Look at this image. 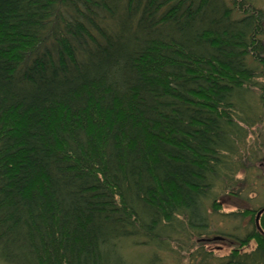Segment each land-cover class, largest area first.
Listing matches in <instances>:
<instances>
[{"label":"trees","instance_id":"16d2710c","mask_svg":"<svg viewBox=\"0 0 264 264\" xmlns=\"http://www.w3.org/2000/svg\"><path fill=\"white\" fill-rule=\"evenodd\" d=\"M256 122L264 13L247 0H0V264L203 242ZM263 208L231 213L252 228L218 236L224 264H264Z\"/></svg>","mask_w":264,"mask_h":264},{"label":"rangeland","instance_id":"374dc122","mask_svg":"<svg viewBox=\"0 0 264 264\" xmlns=\"http://www.w3.org/2000/svg\"><path fill=\"white\" fill-rule=\"evenodd\" d=\"M249 4L264 13V0H247ZM247 139L245 142L247 153L251 157V165L245 166L235 176L238 185L230 187L231 193H220L217 203L220 205L218 213L211 209L210 202L206 208L209 217L208 232L202 237L203 242L197 238H191L187 242L188 249L178 252L177 247L171 242L164 250L152 247L133 246L128 244L124 249L125 258L134 264L141 261H150L154 258L158 264H224L232 249L226 241H216V237H225L228 241L232 237L245 236L251 231L252 224L249 218L232 216L244 209H257L264 204V122H256L252 127H247ZM227 190V191H228ZM232 236V237H230ZM187 241V239L185 240ZM198 242L196 247L194 243ZM255 250L253 243L242 252L252 253ZM150 259V260H149ZM251 264V263H250ZM259 264V263H258Z\"/></svg>","mask_w":264,"mask_h":264},{"label":"water","instance_id":"95a60500","mask_svg":"<svg viewBox=\"0 0 264 264\" xmlns=\"http://www.w3.org/2000/svg\"><path fill=\"white\" fill-rule=\"evenodd\" d=\"M263 212H264V208H263L262 210H260V211L257 213V215H256V218H255V224H256L257 227H259L258 219H259L260 215H261ZM214 240L219 241L220 238L216 237Z\"/></svg>","mask_w":264,"mask_h":264}]
</instances>
